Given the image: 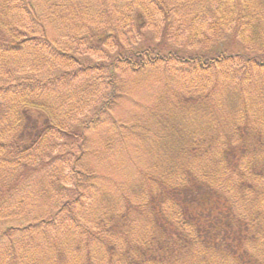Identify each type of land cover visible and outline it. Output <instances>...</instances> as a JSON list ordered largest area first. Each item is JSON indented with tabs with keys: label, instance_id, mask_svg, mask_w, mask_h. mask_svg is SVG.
Wrapping results in <instances>:
<instances>
[{
	"label": "trees",
	"instance_id": "1",
	"mask_svg": "<svg viewBox=\"0 0 264 264\" xmlns=\"http://www.w3.org/2000/svg\"><path fill=\"white\" fill-rule=\"evenodd\" d=\"M102 1L0 0V264H264V0Z\"/></svg>",
	"mask_w": 264,
	"mask_h": 264
},
{
	"label": "rangeland",
	"instance_id": "2",
	"mask_svg": "<svg viewBox=\"0 0 264 264\" xmlns=\"http://www.w3.org/2000/svg\"><path fill=\"white\" fill-rule=\"evenodd\" d=\"M42 1H43L42 10H43V13L47 15V17L49 16L47 9L53 10L55 5H57L58 9H61L60 11L62 12H64L67 9V7L72 5V11L75 12L74 19H71L69 21L62 23L60 19H55L54 17V20L49 19L47 21V27H48L49 34L51 35L52 38L59 39V40L63 39L67 34L69 35L70 33L74 31V23L77 21L76 14L79 10L84 15V19L86 23L91 20V17L93 20V17H95L100 10L105 12L106 7H109L111 9V15L112 16L114 15V9L112 7V3H110L109 1H107V4L105 7H103L102 0H42ZM171 1L176 2L177 0H171ZM187 8L188 6H185L181 9L183 14L187 11ZM123 9L124 8L122 6L121 10ZM90 14H91V17H90ZM184 15L187 16L186 14ZM78 17H79V20L82 19L81 13H79ZM200 17H201V20H194L195 27L193 29L181 28L179 37L175 40L171 38V44L173 45V47H178L184 50L186 53H194L199 48L204 47V41H205L206 34L210 35L213 38V33L210 31V27L208 26L209 20L211 19L212 16L211 15L205 16L201 14ZM196 34L198 36H196ZM137 43H138L137 41H134L131 45H134ZM103 49H104V46H101L100 50H103ZM109 50H110L109 53L113 55L118 52V47H110ZM105 52L106 51L104 49L102 53H98L95 57V60H97V56H101ZM157 93L159 95V89L156 90L154 87L149 89L148 90L149 95H146V96L143 95L141 102L146 103L148 101H153L155 99L154 96H156ZM113 159H116V157H113ZM119 175L123 177V179H129V178H126V176H124L122 172L121 173L119 172ZM132 178L136 179L133 176ZM120 214L121 213H119L118 215L106 214L105 219L107 220V222L111 220L118 221L119 220L118 217ZM31 218L32 217H27L26 219H24L22 222L18 224L27 222ZM131 218L132 217L129 216L126 219H131ZM9 223H13V221L8 220L4 222V224H9ZM0 227H1V224H0ZM260 248L261 250H258L257 248L255 249L256 251L254 252V257L258 260H264V244H261ZM54 259H58L56 254L54 255L44 254V260L46 262H50ZM94 260L96 263H98L95 257H94ZM205 261H208V259H206ZM104 264H108L107 259L105 260Z\"/></svg>",
	"mask_w": 264,
	"mask_h": 264
}]
</instances>
